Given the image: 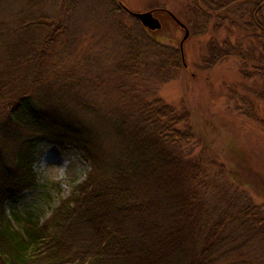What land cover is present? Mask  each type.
I'll return each instance as SVG.
<instances>
[{"label":"rangeland","instance_id":"374dc122","mask_svg":"<svg viewBox=\"0 0 264 264\" xmlns=\"http://www.w3.org/2000/svg\"><path fill=\"white\" fill-rule=\"evenodd\" d=\"M121 5L134 12L152 10L161 28L149 31ZM210 6L208 0H0V77L8 71L17 78L15 85L19 80L30 85L41 76L49 84L47 90L55 87L50 90L54 97L67 99L65 85L74 88L75 95H86L106 123L79 106L63 110V119L97 131L99 153L110 150L108 158L114 155L108 121L115 110L131 112L145 100L156 99L185 111L194 141L185 145L183 153L204 168L198 190L205 199V226L240 214L248 206L255 207L264 220V78L242 74L251 70V62L237 56L238 50L250 45L248 39L239 41L244 36L240 12L223 16L209 13ZM169 12L189 31L183 41V58L179 44L184 29ZM204 21L205 28H198ZM39 22L49 32H61L60 36L46 50L27 46L24 57L28 58L20 65L7 63L9 45L21 36L19 26ZM215 43L221 48L231 44L236 55L210 62ZM177 48L180 55L174 51ZM130 55L135 58L132 70ZM43 89L39 91L44 93ZM57 105L61 109V101ZM248 112H254V117ZM90 171L79 149L68 145L60 149L49 139L38 141L32 185L4 206L12 226L24 232L27 219L43 226L77 194ZM109 176L104 175L107 181ZM234 232L232 236L238 233ZM235 256L230 259L264 264V244L247 242Z\"/></svg>","mask_w":264,"mask_h":264},{"label":"trees","instance_id":"16d2710c","mask_svg":"<svg viewBox=\"0 0 264 264\" xmlns=\"http://www.w3.org/2000/svg\"><path fill=\"white\" fill-rule=\"evenodd\" d=\"M208 5L209 13L229 16L233 10L240 12L244 36L239 41L248 39L250 45L238 50L237 56L251 62V70L242 74L264 78V0H208ZM196 12L200 14L199 9ZM205 21L197 27L204 29ZM19 28L20 38L7 50V63L14 65L28 58L24 57L27 46L46 50L61 33L49 32L42 22ZM224 45L211 47L210 62L236 55L231 44ZM174 51L180 55L178 48ZM130 57L132 70L135 58ZM5 74L0 77V178H4L0 183V264L252 263L230 257L235 258L247 242L264 244L263 216L248 206L240 214L205 226V199L198 190L204 168L183 153L185 145L194 141L185 111L156 99L145 100L132 113L115 110L108 121L114 155L108 158L110 150L99 153L97 131L63 119V110L79 106L106 123L86 95H75L74 88L65 85L67 99L54 97L55 87L47 90L49 84L41 76L30 86L27 80L15 85L17 78L8 71ZM245 100L253 110L247 96ZM247 115L254 117V112ZM43 139L60 149L67 145L79 149L93 171L78 186L77 194L43 226L27 219L20 232L12 226L4 206L32 185L33 152ZM234 231H238L236 236H232Z\"/></svg>","mask_w":264,"mask_h":264},{"label":"water","instance_id":"95a60500","mask_svg":"<svg viewBox=\"0 0 264 264\" xmlns=\"http://www.w3.org/2000/svg\"><path fill=\"white\" fill-rule=\"evenodd\" d=\"M121 8L130 16L134 17L143 27L148 29L149 31H155L161 28L160 21L154 17L153 11H145V12H134L130 9H128L126 6L121 5ZM170 16L173 18V20L184 29V35L182 40L179 44V49L181 52V57L183 58V41L188 37L189 31L185 27V25L171 12H169Z\"/></svg>","mask_w":264,"mask_h":264}]
</instances>
